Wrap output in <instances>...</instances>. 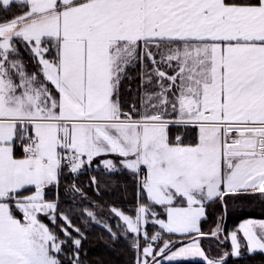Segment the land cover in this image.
Masks as SVG:
<instances>
[{
	"label": "snow or ice",
	"instance_id": "obj_1",
	"mask_svg": "<svg viewBox=\"0 0 264 264\" xmlns=\"http://www.w3.org/2000/svg\"><path fill=\"white\" fill-rule=\"evenodd\" d=\"M14 7L0 16V264H85L60 186L97 160L134 181V215L110 209L119 235L103 225L132 234L133 264L264 257V217L239 223L230 253L201 246L223 230L221 215L202 231L210 207L264 203V0H0Z\"/></svg>",
	"mask_w": 264,
	"mask_h": 264
},
{
	"label": "trees",
	"instance_id": "obj_2",
	"mask_svg": "<svg viewBox=\"0 0 264 264\" xmlns=\"http://www.w3.org/2000/svg\"><path fill=\"white\" fill-rule=\"evenodd\" d=\"M16 12L17 8L14 7L6 13L0 11V16L11 17ZM22 54L25 60H27V54ZM28 70L31 72L35 69L29 64ZM139 84L140 78L139 80L135 77L130 81L126 80L122 84V92L130 96L131 94L128 93V89L131 88L135 91ZM94 176L98 184L91 183ZM73 183L82 189L83 195L72 192L71 185ZM65 190H67V193ZM60 194L61 210L68 214L75 227L80 228L84 233L85 239L82 240L81 259L84 260L85 264H133L135 254L129 247L132 234H129L128 241H125L121 237L119 241L114 242L110 234L103 227L105 223L109 224L118 235L120 230L117 228V225L119 224L121 228L123 227L119 218L111 212L110 209L112 207L134 215L136 189L131 175L126 170L123 172H106L103 168L96 169L93 166L91 169L86 168L82 170V173L79 175L67 174L61 178ZM251 199L254 202L246 206L244 211L234 210L231 202H229L226 214L223 213L218 205L210 207L208 209L207 220L201 222L202 231L210 232L215 228L218 217L221 215L224 216V219L221 221V224H224L223 234L236 230L239 223L246 218L264 217V203L260 202L258 195ZM84 209L92 211L100 223H96L89 218ZM44 222L49 224L50 227L55 228L47 218H44ZM57 223L63 224L64 222L58 219ZM146 227L150 234L158 228V226H154L151 223ZM56 231L60 238L64 239L63 233L59 231V228H56ZM69 231L72 232L73 236L78 235L72 229H69ZM165 238L179 239L176 236L168 237L167 235H165ZM159 243H162V241ZM201 244L206 252L211 248L212 251L209 254L213 256L229 252L230 250L227 241L215 238L203 239ZM163 264H168V262H163ZM173 264H201V262L185 260L173 262ZM226 264H237V261L235 258L230 257L226 261ZM238 264H264V257L261 255H245L243 259L238 261Z\"/></svg>",
	"mask_w": 264,
	"mask_h": 264
},
{
	"label": "crops",
	"instance_id": "obj_3",
	"mask_svg": "<svg viewBox=\"0 0 264 264\" xmlns=\"http://www.w3.org/2000/svg\"><path fill=\"white\" fill-rule=\"evenodd\" d=\"M133 73V71H131V74ZM109 158H113V159H115L114 157H109ZM99 162H98V160L97 161H94V164H93V166H94V168H96V165L98 164ZM119 166V165H118ZM100 168H102V166L100 167ZM96 169H98V168H96ZM158 211H159V209H157ZM125 213V212H124ZM125 214H128V213H125ZM130 215V214H129ZM252 218H254V217H252ZM243 221V220H242ZM241 221V222H242ZM240 222V223H241ZM221 227H222V232L220 233V236H219V239L218 240H223V241H227L228 243H229V246H230V250H229V252H231V241H230V237H229V234L232 232H230V233H228V234H223V231H224V224H221ZM177 237V236H176ZM179 238V237H178ZM201 246H202V244H201ZM203 247V246H202ZM246 252V250L245 249H242V253H245ZM189 261H199V262H201L198 258H196V259H192V260H189ZM165 262H167V261H165ZM178 262V261H177Z\"/></svg>",
	"mask_w": 264,
	"mask_h": 264
},
{
	"label": "rangeland",
	"instance_id": "obj_4",
	"mask_svg": "<svg viewBox=\"0 0 264 264\" xmlns=\"http://www.w3.org/2000/svg\"><path fill=\"white\" fill-rule=\"evenodd\" d=\"M136 73H138V71L137 70H133V73L131 75H132L133 78L135 77V78H137L139 80V74H136Z\"/></svg>",
	"mask_w": 264,
	"mask_h": 264
}]
</instances>
